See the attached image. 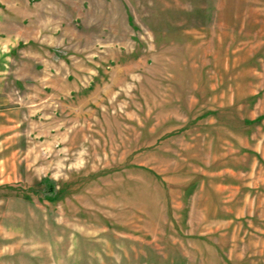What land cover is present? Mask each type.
I'll list each match as a JSON object with an SVG mask.
<instances>
[{
  "label": "rangeland",
  "instance_id": "obj_1",
  "mask_svg": "<svg viewBox=\"0 0 264 264\" xmlns=\"http://www.w3.org/2000/svg\"><path fill=\"white\" fill-rule=\"evenodd\" d=\"M0 264H264V0H0Z\"/></svg>",
  "mask_w": 264,
  "mask_h": 264
}]
</instances>
